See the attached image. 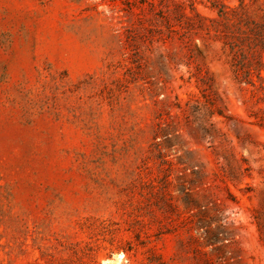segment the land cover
<instances>
[{
    "label": "rangeland",
    "instance_id": "1",
    "mask_svg": "<svg viewBox=\"0 0 264 264\" xmlns=\"http://www.w3.org/2000/svg\"><path fill=\"white\" fill-rule=\"evenodd\" d=\"M198 24L0 0V264H264V80Z\"/></svg>",
    "mask_w": 264,
    "mask_h": 264
},
{
    "label": "trees",
    "instance_id": "2",
    "mask_svg": "<svg viewBox=\"0 0 264 264\" xmlns=\"http://www.w3.org/2000/svg\"><path fill=\"white\" fill-rule=\"evenodd\" d=\"M235 1L237 5L229 6L222 0H208L207 7L216 15L209 19L197 11L196 0H189L199 28L215 31L217 40L229 52L236 80L254 85V78L264 80V9L260 6L251 12L259 0Z\"/></svg>",
    "mask_w": 264,
    "mask_h": 264
}]
</instances>
